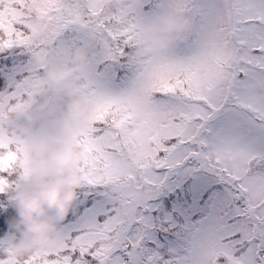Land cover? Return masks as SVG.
<instances>
[{"label":"snow or ice","instance_id":"6c2138e0","mask_svg":"<svg viewBox=\"0 0 264 264\" xmlns=\"http://www.w3.org/2000/svg\"><path fill=\"white\" fill-rule=\"evenodd\" d=\"M27 3L0 0V123L52 58L85 52L86 159L63 243L19 262L5 241L0 264H264V0H174L206 15L165 53L140 50L136 0L107 19L85 0ZM141 136L147 152H127ZM25 163L0 132V193Z\"/></svg>","mask_w":264,"mask_h":264},{"label":"clouds","instance_id":"9594fccd","mask_svg":"<svg viewBox=\"0 0 264 264\" xmlns=\"http://www.w3.org/2000/svg\"><path fill=\"white\" fill-rule=\"evenodd\" d=\"M131 2L85 0L97 11L103 8L105 19L113 9L126 8ZM43 3L44 0H28L24 14L34 13ZM205 15L199 8L191 15L161 14L140 34V50L165 53L177 48L181 42L175 38L176 33L182 34L185 41L194 39L201 31L199 22ZM88 63L90 58L82 51L52 58L41 73L47 86L0 123L5 141L19 142L26 155V172L19 173L16 187L6 192L8 203L16 212L9 228L17 234L12 248L19 262L35 253L53 251L63 243L61 225L77 202L81 168L86 159L85 152L77 147V132L89 113L91 99L78 74ZM151 100L145 98V102ZM132 102L131 98L125 100ZM147 150L143 136L126 149L139 156ZM126 166L133 168L134 161H128Z\"/></svg>","mask_w":264,"mask_h":264},{"label":"rangeland","instance_id":"374dc122","mask_svg":"<svg viewBox=\"0 0 264 264\" xmlns=\"http://www.w3.org/2000/svg\"><path fill=\"white\" fill-rule=\"evenodd\" d=\"M174 3V0H136L137 4V19L142 23V25L146 28L150 25L158 16L167 12L170 6ZM183 47V45H180ZM6 95V87L0 93V96ZM18 179V175H17ZM77 206V202L72 208L73 211ZM64 225L61 226V228ZM11 240L8 239V242Z\"/></svg>","mask_w":264,"mask_h":264},{"label":"trees","instance_id":"16d2710c","mask_svg":"<svg viewBox=\"0 0 264 264\" xmlns=\"http://www.w3.org/2000/svg\"><path fill=\"white\" fill-rule=\"evenodd\" d=\"M5 87H0V93L5 89ZM17 181V176H15L12 180V186L7 191L14 189ZM6 192L0 193V243L8 241V239H10V242L13 243L17 238V234L10 230L9 221L16 217V212L14 208L9 205ZM72 212L73 211H71V213ZM65 222L62 223V225H65Z\"/></svg>","mask_w":264,"mask_h":264}]
</instances>
